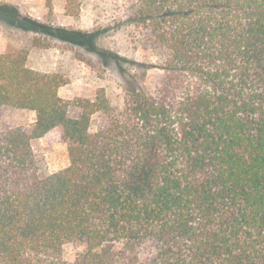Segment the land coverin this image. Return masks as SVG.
Instances as JSON below:
<instances>
[{
  "label": "trees",
  "instance_id": "16d2710c",
  "mask_svg": "<svg viewBox=\"0 0 264 264\" xmlns=\"http://www.w3.org/2000/svg\"><path fill=\"white\" fill-rule=\"evenodd\" d=\"M0 20L127 60L97 44L102 30L7 2ZM127 22L160 52L163 79L150 90L137 77L118 105L71 104L26 49L0 53V107L36 113L30 129L0 131V264H138L146 248L149 264H264V0H134ZM46 134L67 144L56 172L31 146Z\"/></svg>",
  "mask_w": 264,
  "mask_h": 264
},
{
  "label": "rangeland",
  "instance_id": "374dc122",
  "mask_svg": "<svg viewBox=\"0 0 264 264\" xmlns=\"http://www.w3.org/2000/svg\"><path fill=\"white\" fill-rule=\"evenodd\" d=\"M18 6L20 12L53 26L85 31L102 30L97 44L117 52L127 60L104 63L97 54L82 48L48 38L31 31H22L0 20V53L27 50V66L46 73H57L64 80L58 94L71 104L79 99L93 100L104 94L114 105L121 103L126 87L138 77L145 88L160 86L163 70L162 56L148 47L143 35L129 24L128 15L134 0H0ZM145 63L148 68L140 67ZM70 106L72 115L78 114ZM36 113L12 106L0 107V131L22 126L30 129ZM103 121L101 112L91 116L90 132H95ZM34 153L40 157L49 172H56L69 163L67 144L59 137L46 134L31 141ZM77 248L64 247L67 263L75 260ZM151 251L143 249L138 264H149Z\"/></svg>",
  "mask_w": 264,
  "mask_h": 264
}]
</instances>
